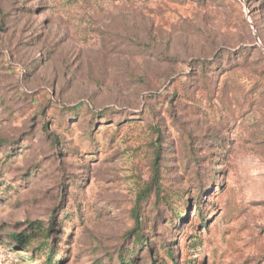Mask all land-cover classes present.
<instances>
[{"label": "rangeland", "instance_id": "rangeland-1", "mask_svg": "<svg viewBox=\"0 0 264 264\" xmlns=\"http://www.w3.org/2000/svg\"><path fill=\"white\" fill-rule=\"evenodd\" d=\"M124 263L264 264V0H0V264Z\"/></svg>", "mask_w": 264, "mask_h": 264}, {"label": "trees", "instance_id": "trees-1", "mask_svg": "<svg viewBox=\"0 0 264 264\" xmlns=\"http://www.w3.org/2000/svg\"><path fill=\"white\" fill-rule=\"evenodd\" d=\"M157 164V163H156ZM157 167H158V164H157ZM16 237L18 238V239H23V235H16ZM124 264H126V263H124Z\"/></svg>", "mask_w": 264, "mask_h": 264}, {"label": "water", "instance_id": "water-1", "mask_svg": "<svg viewBox=\"0 0 264 264\" xmlns=\"http://www.w3.org/2000/svg\"><path fill=\"white\" fill-rule=\"evenodd\" d=\"M256 38L259 39L258 35L256 34Z\"/></svg>", "mask_w": 264, "mask_h": 264}]
</instances>
